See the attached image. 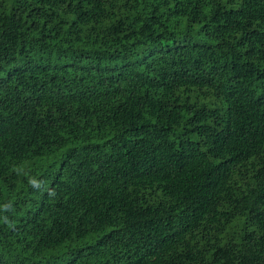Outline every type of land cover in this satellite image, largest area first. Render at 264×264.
<instances>
[{
    "label": "trees",
    "instance_id": "obj_1",
    "mask_svg": "<svg viewBox=\"0 0 264 264\" xmlns=\"http://www.w3.org/2000/svg\"><path fill=\"white\" fill-rule=\"evenodd\" d=\"M0 264H264V0H0Z\"/></svg>",
    "mask_w": 264,
    "mask_h": 264
}]
</instances>
